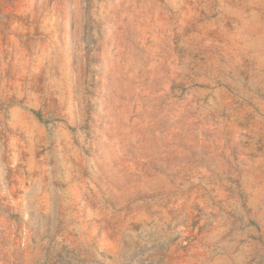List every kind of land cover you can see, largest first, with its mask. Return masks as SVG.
<instances>
[{
    "label": "rangeland",
    "instance_id": "374dc122",
    "mask_svg": "<svg viewBox=\"0 0 264 264\" xmlns=\"http://www.w3.org/2000/svg\"><path fill=\"white\" fill-rule=\"evenodd\" d=\"M0 264H264V0H0Z\"/></svg>",
    "mask_w": 264,
    "mask_h": 264
}]
</instances>
